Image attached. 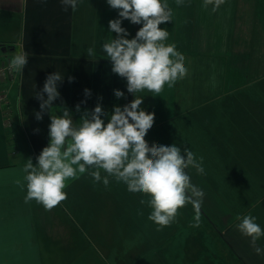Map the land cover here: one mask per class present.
I'll list each match as a JSON object with an SVG mask.
<instances>
[{"label": "crops", "instance_id": "0c3cea01", "mask_svg": "<svg viewBox=\"0 0 264 264\" xmlns=\"http://www.w3.org/2000/svg\"><path fill=\"white\" fill-rule=\"evenodd\" d=\"M161 2L172 11L171 21L159 26L169 33L165 44L183 54L187 74L160 93L136 94L143 98L141 108L154 113L145 139L150 146L176 144L197 160L202 157L203 174L186 169L202 191L215 185L217 175L220 190L233 192L252 161L264 164L262 149L256 148L264 146V0H225L216 12L204 7V0ZM118 18L107 0H77L75 11H65L61 0H0V60L11 62L22 50L28 54L23 70L0 79L6 95L0 104V264H264V255H257L251 238L237 228L238 217L259 206L253 213L264 230L262 201L248 204L232 222L212 223L203 197L201 227H192L195 212L187 204L179 209L181 217L161 228L141 203L149 196L128 191L114 177L105 186L86 172L66 181L67 198L51 210L25 202L23 168L28 159L37 164L50 140V114L35 118L40 111L35 93L49 74L63 76L51 114L67 108L77 124L98 103L107 123L114 106L135 98L103 52V44L116 36L109 21ZM121 26L128 39L142 27L129 20ZM114 90L124 96L116 98ZM101 175L107 174L101 170ZM228 181L231 190L224 188ZM208 221L213 233L205 228ZM256 247L264 248V236Z\"/></svg>", "mask_w": 264, "mask_h": 264}, {"label": "clouds", "instance_id": "9594fccd", "mask_svg": "<svg viewBox=\"0 0 264 264\" xmlns=\"http://www.w3.org/2000/svg\"><path fill=\"white\" fill-rule=\"evenodd\" d=\"M182 3L177 0L178 5ZM224 3L225 0H204V7L212 6L216 12ZM61 4L65 11L69 7L75 11L77 0H61ZM107 4L118 10L119 18L109 21V31L116 36L103 44V52L111 61L112 72L126 79L127 91L135 98L123 107L114 106L107 123L98 103L91 112L85 111L77 124L67 108L61 109L62 115L51 114L54 101L60 97L58 84L63 76L59 71L49 74L43 88L35 93L40 101L35 118L39 121L45 112L50 114V140L36 158L37 164L28 159L23 168L25 202L35 200L51 210L67 198L66 181L88 172L95 182L102 181L105 186L109 177H114L126 184L128 191L149 196L141 203L152 209L148 219L161 228L174 222L178 210L187 204L195 212L192 227H199L204 192L191 183L186 169L191 167L203 174V158L197 160L191 150H182L176 144L150 146L145 137L154 125V113L142 109L143 98L136 96L144 90L160 93L166 83L171 86L187 74L185 57L174 44H165L169 33L159 27L171 21L172 11L161 0H107ZM123 20L142 25L134 38H126L129 33L121 26ZM94 54V49L89 48L88 55ZM27 63L28 54L22 50L13 57L11 66L23 70ZM85 95L90 96V90L85 89ZM114 95L121 98L124 93L114 90ZM76 111L80 112V104ZM101 170L107 175L102 177ZM238 219V230L251 238L257 255H264V248L256 247L264 236L256 218L245 215Z\"/></svg>", "mask_w": 264, "mask_h": 264}, {"label": "rangeland", "instance_id": "374dc122", "mask_svg": "<svg viewBox=\"0 0 264 264\" xmlns=\"http://www.w3.org/2000/svg\"><path fill=\"white\" fill-rule=\"evenodd\" d=\"M7 62V61H6ZM166 126V124H165ZM166 128L164 127V130L162 129V133L164 135L166 134ZM161 133V134H162ZM167 140V139H166ZM167 144V141H166ZM165 145V144H163ZM167 146V145H165ZM256 148L258 150L262 149V155L264 156V146L261 145H256ZM242 162V161H241ZM246 162V161H244ZM251 162V161H250ZM253 165L247 169H245L248 173V175L242 177V180L240 181V184L237 186H231L234 187L235 191L231 192H222L220 188L222 187L221 185L217 186L218 181L220 179L216 175V180H214L213 184H209L208 189L204 192V201L205 204L203 207L205 208V212L208 213V216L211 218L212 223L219 222V219L223 218L228 222L234 221L233 219L237 218V214H240L241 212H246V208L248 204H252L255 201H262L264 203V184L260 183L259 179H264V164L262 162L258 163L255 161H252ZM242 173V171H241ZM203 178H206L209 182H211V177L209 176H202ZM227 176L224 175L223 178H226ZM218 178V179H217ZM222 178V177H221ZM230 178V177H229ZM247 181L249 184L252 183L251 187L248 185L247 186ZM224 183V180L221 181ZM226 186L224 188H228L231 190L232 188L230 187V181H228ZM256 184V185H255ZM229 185V186H228ZM240 190V191H239ZM259 204V205H262ZM259 207V206H258ZM256 207L254 210L251 212L249 211L246 215H251L254 217V213L256 212V209H260ZM251 210V209H249ZM254 212V213H253ZM181 217L180 211L178 210L177 217ZM186 217H188L186 215ZM210 221H208L207 225L205 228H207L209 233H213L214 226ZM219 226V224H218ZM201 227V225H200ZM205 229L202 231L205 233Z\"/></svg>", "mask_w": 264, "mask_h": 264}, {"label": "built area", "instance_id": "2783aa9c", "mask_svg": "<svg viewBox=\"0 0 264 264\" xmlns=\"http://www.w3.org/2000/svg\"><path fill=\"white\" fill-rule=\"evenodd\" d=\"M15 68L11 66L10 61L0 60V79L6 81L8 78H11L14 74ZM6 103V95L4 91H0V104Z\"/></svg>", "mask_w": 264, "mask_h": 264}]
</instances>
